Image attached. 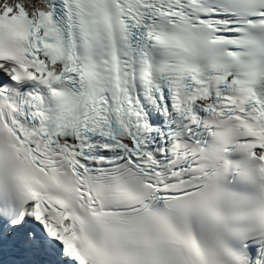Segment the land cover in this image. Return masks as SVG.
I'll use <instances>...</instances> for the list:
<instances>
[{"label": "snow or ice", "instance_id": "6c2138e0", "mask_svg": "<svg viewBox=\"0 0 264 264\" xmlns=\"http://www.w3.org/2000/svg\"><path fill=\"white\" fill-rule=\"evenodd\" d=\"M0 264H264V0H0Z\"/></svg>", "mask_w": 264, "mask_h": 264}]
</instances>
